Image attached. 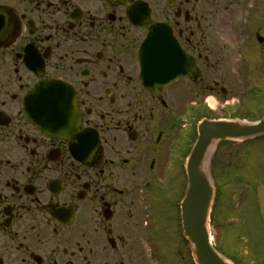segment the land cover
Returning <instances> with one entry per match:
<instances>
[{
  "label": "flooded vegetation",
  "instance_id": "1",
  "mask_svg": "<svg viewBox=\"0 0 264 264\" xmlns=\"http://www.w3.org/2000/svg\"><path fill=\"white\" fill-rule=\"evenodd\" d=\"M153 28L170 61L155 78L171 77L155 88L139 68ZM256 57L264 0H0V264H176L160 231L197 124L248 104ZM48 81L62 89L33 101Z\"/></svg>",
  "mask_w": 264,
  "mask_h": 264
},
{
  "label": "rangeland",
  "instance_id": "2",
  "mask_svg": "<svg viewBox=\"0 0 264 264\" xmlns=\"http://www.w3.org/2000/svg\"><path fill=\"white\" fill-rule=\"evenodd\" d=\"M256 58L260 61L256 86L246 87L251 90L255 88L251 92L255 93L254 100L241 106L236 114L225 106L227 110L221 111L227 114L225 117L243 119L241 115H244L246 117L244 121H255L264 111V87L258 84L264 80V62L263 59ZM248 97L249 95L245 101H248ZM215 102L217 108L222 105V101ZM204 169L210 183H214L216 187L208 228L212 244L226 258L237 264H253L254 261L252 263L243 257L247 250L238 238L243 231L263 238L261 223L254 210V189L256 185L264 183V138L242 144L237 142L217 144L215 149L207 154ZM181 182L185 184V180ZM178 191L175 192L177 200L183 189ZM169 217L170 225L160 231L162 238L160 240L164 244L163 254L167 259L170 258V254H174L172 259L176 264L180 262L190 264L189 250L179 227V217L172 212ZM241 223L245 224V230L242 229L244 226Z\"/></svg>",
  "mask_w": 264,
  "mask_h": 264
},
{
  "label": "water",
  "instance_id": "3",
  "mask_svg": "<svg viewBox=\"0 0 264 264\" xmlns=\"http://www.w3.org/2000/svg\"><path fill=\"white\" fill-rule=\"evenodd\" d=\"M150 57L143 60L144 69L149 68ZM264 134V119L254 125L212 122L199 127V138L187 165L189 189L181 206L184 236L192 244L197 264H227L209 244L207 220L213 199V189L201 167L208 146L226 139L248 138ZM260 214L264 222V185L257 187Z\"/></svg>",
  "mask_w": 264,
  "mask_h": 264
},
{
  "label": "bare ground",
  "instance_id": "4",
  "mask_svg": "<svg viewBox=\"0 0 264 264\" xmlns=\"http://www.w3.org/2000/svg\"><path fill=\"white\" fill-rule=\"evenodd\" d=\"M214 149V145L210 147V152L213 151Z\"/></svg>",
  "mask_w": 264,
  "mask_h": 264
}]
</instances>
